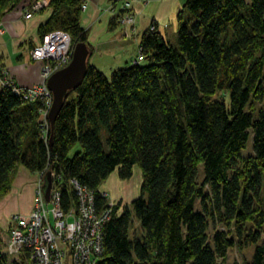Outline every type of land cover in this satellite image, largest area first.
Returning <instances> with one entry per match:
<instances>
[{"label": "trees", "instance_id": "trees-1", "mask_svg": "<svg viewBox=\"0 0 264 264\" xmlns=\"http://www.w3.org/2000/svg\"><path fill=\"white\" fill-rule=\"evenodd\" d=\"M27 1L0 0V22ZM39 1L50 11L40 38L62 31L87 45L86 0ZM176 19L173 37L148 29L109 77L87 63L52 130L44 103L0 87V201L19 168L49 172L64 213L78 204L72 182L109 213L94 264H225L247 247L243 264H264V0H187ZM134 167L138 196L110 206L99 187ZM6 241L0 264H32Z\"/></svg>", "mask_w": 264, "mask_h": 264}, {"label": "crops", "instance_id": "crops-1", "mask_svg": "<svg viewBox=\"0 0 264 264\" xmlns=\"http://www.w3.org/2000/svg\"><path fill=\"white\" fill-rule=\"evenodd\" d=\"M186 1L87 0L86 9L81 16V26L86 31L87 46L91 50L87 63L98 71H101L100 67L116 70L133 63L139 51L140 38L148 29L156 26L161 35L173 37L177 29L176 16L182 11ZM30 2L28 0L25 5L28 6ZM121 10L132 12L133 24L114 29V23L111 29L112 18L123 12ZM20 14L8 13L0 23L3 28L0 36V63L9 70L11 81L20 88H29L40 84L41 67V63L30 61L29 47L40 42L37 30L48 19L50 12L48 10L34 14L35 17L31 20H25ZM18 170L12 191L8 194L10 196L0 201V230L6 235L11 215L13 217L19 213L26 217L31 212L34 188L39 177L22 167ZM110 176L111 181L107 183L106 179L99 187L102 193L111 192L116 183L120 184L116 181L117 174ZM117 179L121 182L118 177Z\"/></svg>", "mask_w": 264, "mask_h": 264}, {"label": "built area", "instance_id": "built-area-1", "mask_svg": "<svg viewBox=\"0 0 264 264\" xmlns=\"http://www.w3.org/2000/svg\"><path fill=\"white\" fill-rule=\"evenodd\" d=\"M34 3L33 12L26 10L22 13L27 20L45 4L44 1L35 0ZM82 8L84 10L86 4H83ZM2 34L3 28L0 26V35ZM30 54L35 62L41 63V83L31 89H24L8 79L3 86L11 87L16 95L25 100L40 99L41 104L47 106L44 117L52 104V94L46 86L47 81L51 75L67 67L72 60L70 37L62 31L49 32L33 47ZM141 61L139 56L137 62ZM72 185L78 204L72 213H64L61 210L59 191L54 190L53 183L48 201H45L42 186L38 184L33 195L31 212L26 217H13L8 223L5 250L11 258L26 250L30 254L32 264H94L95 258L102 252V231L109 219V213L107 210L96 209L91 191L75 182H72ZM68 217L73 218L72 228L67 225ZM66 247L72 250L69 254L65 253Z\"/></svg>", "mask_w": 264, "mask_h": 264}, {"label": "rangeland", "instance_id": "rangeland-1", "mask_svg": "<svg viewBox=\"0 0 264 264\" xmlns=\"http://www.w3.org/2000/svg\"><path fill=\"white\" fill-rule=\"evenodd\" d=\"M29 1H31L29 3V5H34L35 4L32 0H29ZM38 2H40V1L38 0ZM86 2H87V0L84 1V4H86ZM44 3L45 4L42 5L41 10L35 12L34 14H39V13H43V12L45 13V11H48V8L46 7L47 6V2L44 1ZM26 7L27 6L24 4V2H21L15 9H13L12 11H10L9 13H15V14L16 13H19V14L21 13L22 14L24 11H26ZM81 9H82V12H83V11H85L86 8L84 10H83V8H81ZM121 11H123V10H121ZM34 14L28 20H31L33 17H35ZM22 17H23V15H22ZM127 19L129 20V22H126ZM25 20H27V19H25ZM112 21H113V24L116 23V24H114L116 26V27H114V29L117 28L118 26L124 27V26H128V25H132L133 22H134V15L132 14L131 11L119 12V13H117V14L114 15V17L112 18ZM0 23H2V21ZM31 51L32 50L29 51L30 61L33 62V63H40V62H35L31 58V54H30ZM8 53L11 54L10 52H8ZM124 55L125 54H123V56ZM127 55H126V58H127ZM100 68H101L100 69L101 70L100 72H102L106 77H109L110 74H111V71L115 70V69H105L104 67H100ZM40 71L41 70L39 69V77H40V83H41L42 78H41V75H40ZM8 79L10 81V78H9V70L0 63V87H2L5 84V82H7ZM33 87H35V86L29 87V88H24V89H31ZM38 101L39 102H42L40 99H38ZM52 101H53V97H52ZM50 109H51V107H50ZM50 109H49V111H50ZM49 111H48V113H49ZM45 117H46V121H47L48 114L46 116L42 117V120L45 121ZM248 145H249L248 148L251 149V140L249 141ZM18 172H19V170L17 171L16 176H18ZM43 175H41V174L37 175L39 177H38L37 183L35 184L34 192H35V189L38 186V184H40L42 186L43 179H44V178L42 179V176ZM110 177L107 178V183H109L111 181L112 178H110ZM40 180H41V183H39ZM116 181L118 183H120V184L118 185L116 183V186H113L114 189L111 192H108L107 191V192H105L103 194L106 195L110 206L115 205L116 203L117 204H121L122 206H127L139 194V187H140V183H141V180H140V170H139V168L138 167H134V169H133V177L131 178V180H129V181H121L120 180L121 182H119L118 179H117V176H116ZM103 183H105V182H103ZM11 191H12V189H11ZM33 195H34V193H33ZM7 196H10V195H7ZM32 206H33V202H32ZM72 212H73V209L70 211V213H72ZM16 216L17 217H20V214L19 213L14 214L13 217H16ZM13 217L11 215L10 218H9V220H11ZM73 223H74L73 218L72 217H68V219H67V225H68L69 228H72L73 227ZM218 228H222V227L221 226H218ZM7 232H9V229H8ZM0 233H1V236H2L3 243L5 244V241L7 239V235H6V233H4V231H1V230H0ZM70 251H72V250L69 247H66L65 248V253L66 254H69ZM2 252H3V249H2ZM252 252H253V247H247L243 251H239V250H237L235 248L234 249H231V250L228 251V256H227V260H226V263L225 264H243L244 263V260H249L251 258ZM29 260H30V262H32L31 259H29Z\"/></svg>", "mask_w": 264, "mask_h": 264}, {"label": "water", "instance_id": "water-1", "mask_svg": "<svg viewBox=\"0 0 264 264\" xmlns=\"http://www.w3.org/2000/svg\"><path fill=\"white\" fill-rule=\"evenodd\" d=\"M89 51L87 45L79 43L73 48L72 60L64 69L54 73L47 81V88L51 92L53 101L48 113V122L52 130L54 121L59 114L68 92L75 89L84 79L86 74ZM51 142V139L49 143ZM52 186L51 173H47L43 179L42 192L45 201L49 200Z\"/></svg>", "mask_w": 264, "mask_h": 264}]
</instances>
